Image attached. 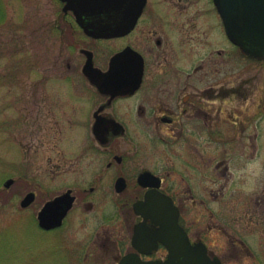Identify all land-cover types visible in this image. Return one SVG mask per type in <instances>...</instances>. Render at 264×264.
<instances>
[{"label": "rangeland", "instance_id": "obj_1", "mask_svg": "<svg viewBox=\"0 0 264 264\" xmlns=\"http://www.w3.org/2000/svg\"><path fill=\"white\" fill-rule=\"evenodd\" d=\"M155 1L167 2L169 7L177 2L174 12L183 18L194 13L195 28L180 31V52H194L197 63L216 66L218 71L212 72L211 81H226L228 88L225 100L214 99L213 92L211 102L212 133L206 136L210 139L211 179L190 185L196 201L187 195V184L180 180L176 185L184 225L193 237H201L221 256L226 241L252 229V194L264 197V61L246 57L224 35L223 27L221 31L212 27V0ZM59 10L57 0H0V264H116L113 240L129 233L126 215L116 214V202L102 184L87 198L92 207L78 200L63 226L42 230L37 224L36 212L43 202L66 186L56 183L51 185L50 194L46 191L51 159L63 166L71 164L72 170L79 172L93 162L87 146L89 133L78 122L77 133H70L75 121L68 118L72 105L86 96V84L80 83L76 74L65 72L64 58L57 61L56 56L59 52H79L84 43L97 47L88 39L77 42L79 30L72 34L68 25L60 23L59 27ZM204 12L211 14L200 18ZM68 37L75 40L72 49ZM220 51L226 52L225 63L220 64L218 56L216 63H208L209 56H201L203 60L198 57L199 52ZM76 58L77 53L71 54V59ZM34 99L46 104L42 112L48 115L39 116V120H33L30 111ZM201 139L195 136L194 142L200 145ZM85 173L86 169L79 185L87 187L92 179ZM9 177L14 182L4 187ZM32 185L39 187L37 199L22 208L20 199ZM199 191L206 199L212 196L210 201L201 200ZM208 204L216 211L212 217ZM262 226L258 232L264 236ZM249 241L252 248L257 247L254 239ZM250 262L245 259V264Z\"/></svg>", "mask_w": 264, "mask_h": 264}, {"label": "flooded vegetation", "instance_id": "obj_2", "mask_svg": "<svg viewBox=\"0 0 264 264\" xmlns=\"http://www.w3.org/2000/svg\"><path fill=\"white\" fill-rule=\"evenodd\" d=\"M57 1L60 4L57 25L59 27L60 23L68 25L72 34L73 31L79 30L83 36L81 33L75 35L78 38L76 41L88 39L97 48L88 47V43H84L79 47V52H69V55L59 52L56 56L57 61L64 58L65 72L76 74L78 79L80 78V83L86 84L84 85L87 89L86 96L79 98L80 101L72 105L73 112L68 118L75 121L74 128H70L72 134L77 133L80 123L83 124L84 131L90 136V143L87 146L93 154V162L86 168L83 167L80 172L72 170L71 164L63 166L62 163L53 162L51 159L49 172L45 176L48 181L46 191L50 194L51 185L56 183V186L62 184L66 186L56 189L45 201L67 191L73 197L72 205L62 224L56 228L63 226L64 220L78 200H83V204L91 208L92 202L87 198L98 191L102 184L104 192L116 202L119 209L116 214L119 212L125 214L129 222L127 237L113 240L112 259L118 264L123 255L135 252L144 261H163L168 251L161 241H156L154 245L143 241L140 247L144 251H138L132 244L135 225L143 220V216L136 212L134 203L144 200L147 193L163 194L170 197L178 208V221L186 230L191 243L202 241L208 254L211 257L217 256L221 264L231 260L235 264H245V259L252 260L249 264H264V236L258 232L259 226H264V197L261 194L251 196L253 205L250 206H254L253 213L249 214L252 229L246 230L245 233L241 232L242 234L237 229L240 234L226 241L229 245L227 244L221 256L215 254L201 237H193L181 216L182 207L176 188L177 182L182 180L187 184V195L196 201V195L190 185L197 183L199 179L203 181L211 179L210 139L206 137L212 133L211 102L213 92L214 99L225 100L228 89L225 80L219 84L211 81L212 72L218 71L216 66L212 68L211 64L204 66L203 62L197 63L194 52H180V31L190 32L195 28V22L192 20L194 13L183 18L174 12L177 2L169 7L167 2L145 0L135 25L129 32L113 37L96 38L85 34L73 12L64 11L62 9L64 2ZM211 4V11L214 10L215 14L214 24L210 22L212 27L221 31L222 20L212 1ZM208 13L210 12H204L199 16L203 18L202 16ZM206 23L209 24V21L206 20ZM137 30L138 37L135 34ZM68 38L72 49L75 40ZM127 47L131 50L125 51L124 56L111 65L112 58ZM74 53H77L76 61L71 59V54ZM199 54L200 58L209 56L208 63H216L217 56L220 64L226 62V52ZM86 71L94 73L112 71L111 79L109 75H100L95 76L93 82L85 74ZM111 84L118 89L101 91L99 87L112 86ZM42 103L35 100L30 107L33 120L48 115L42 112V108L43 111L46 108V104ZM27 109L29 110V107ZM77 122L79 124H76ZM195 136H201L200 145L194 142ZM218 165L216 164V167ZM85 169L87 172L85 174L92 179L87 187L79 185ZM225 174L224 170L222 175ZM35 179L36 177L32 181ZM29 192L34 195L29 204L31 206L37 199L39 187L32 185L25 194ZM211 192L212 189L209 191L210 195ZM197 194L203 201H210L212 198L210 196V199H206L201 191ZM206 206L210 213L209 217L214 216L216 211H213L211 205ZM211 224L209 221L210 227ZM145 225L151 228L157 226L150 218L145 219ZM249 237L255 240L256 248L250 246Z\"/></svg>", "mask_w": 264, "mask_h": 264}, {"label": "water", "instance_id": "obj_3", "mask_svg": "<svg viewBox=\"0 0 264 264\" xmlns=\"http://www.w3.org/2000/svg\"><path fill=\"white\" fill-rule=\"evenodd\" d=\"M62 9L71 10L83 32L92 37H113L129 32L145 0H61ZM228 39L238 46L248 57L264 60V0H213ZM125 48L112 58L111 65L124 56ZM133 52V50H132ZM107 73L85 72L91 81L95 76ZM140 75V72H139ZM99 78V77H98ZM111 79V78H110ZM112 85V84H111ZM101 91L118 89L115 86H99ZM12 178L4 182L8 187ZM34 195L27 193L20 201L25 207L31 203ZM73 197L69 192L60 194L44 203L37 213L38 225L50 229L61 225L64 216L71 207ZM136 212L143 220L135 225L132 239L138 251L143 241L155 244L161 241L168 253L165 260H141L135 252L123 255L118 264H221L218 257H210L202 241L191 243L184 227L179 223L178 208L170 197L147 193L145 199L134 203ZM150 218L157 225L154 228L145 225Z\"/></svg>", "mask_w": 264, "mask_h": 264}, {"label": "trees", "instance_id": "obj_4", "mask_svg": "<svg viewBox=\"0 0 264 264\" xmlns=\"http://www.w3.org/2000/svg\"><path fill=\"white\" fill-rule=\"evenodd\" d=\"M3 14V13H2Z\"/></svg>", "mask_w": 264, "mask_h": 264}]
</instances>
